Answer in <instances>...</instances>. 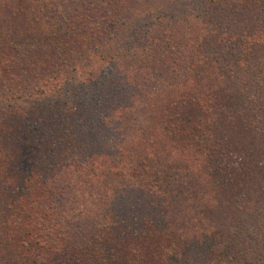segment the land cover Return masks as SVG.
<instances>
[{"label": "trees", "instance_id": "16d2710c", "mask_svg": "<svg viewBox=\"0 0 264 264\" xmlns=\"http://www.w3.org/2000/svg\"><path fill=\"white\" fill-rule=\"evenodd\" d=\"M62 259L264 264V0H0V264Z\"/></svg>", "mask_w": 264, "mask_h": 264}, {"label": "rangeland", "instance_id": "374dc122", "mask_svg": "<svg viewBox=\"0 0 264 264\" xmlns=\"http://www.w3.org/2000/svg\"><path fill=\"white\" fill-rule=\"evenodd\" d=\"M200 116V113L198 109L192 105L189 104L181 113L180 117L183 118L184 121L194 122L198 117ZM28 250L31 252L32 258H35L37 261H46L48 258V255L44 252L43 248L40 246L39 243L31 241L27 244ZM57 264H82L78 261H67L65 259H62L61 262H58Z\"/></svg>", "mask_w": 264, "mask_h": 264}]
</instances>
